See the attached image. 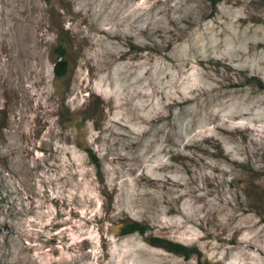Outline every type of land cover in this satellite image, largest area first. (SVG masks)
I'll return each mask as SVG.
<instances>
[{"label":"rangeland","instance_id":"374dc122","mask_svg":"<svg viewBox=\"0 0 264 264\" xmlns=\"http://www.w3.org/2000/svg\"><path fill=\"white\" fill-rule=\"evenodd\" d=\"M31 1L40 96L0 0V264H264V0Z\"/></svg>","mask_w":264,"mask_h":264},{"label":"bare ground","instance_id":"6f19581e","mask_svg":"<svg viewBox=\"0 0 264 264\" xmlns=\"http://www.w3.org/2000/svg\"><path fill=\"white\" fill-rule=\"evenodd\" d=\"M66 1V0H65ZM68 1V0H67ZM17 2L19 4H22L20 5V8H24V13L25 12H29V14H31L32 16H29L28 18H25L24 20V23H23V29L19 31V33L16 32V35H15V43L12 45L14 48H17L18 49V52L16 53V55L18 56L17 59L20 60L21 64L19 65V68L21 66V72L19 74V78L21 80H24L25 82L27 80L30 79V77L34 80L33 82H31V84L37 88L41 87V83L42 81L39 80V77L38 75H40V71L41 69L39 70L38 73H36L34 70L30 69V67L34 64V62L36 60H41L43 61V58L45 57V51L44 49L40 47V44H39V41L37 39L38 37V32L40 31L39 28H37V24H38V21L41 20V18L39 17V11L36 12L35 10L38 9V6H37V9L34 8V5H33V2L34 1H31V0H26V1H18V0H13V5L14 6H17ZM25 4H24V3ZM66 3V2H65ZM68 3V2H67ZM40 3H38L39 5ZM42 5V4H41ZM40 5V6H41ZM45 8V7H44ZM18 9V8H17ZM40 9V8H39ZM45 10V9H44ZM16 11V10H14ZM42 11V10H41ZM47 11V10H46ZM43 12V11H42ZM15 14V13H14ZM42 14V13H41ZM70 16L72 17H76L79 15V12H74V11H70ZM19 15H20V10H19ZM27 15V14H26ZM44 15V13L42 14ZM46 16V15H45ZM77 18V17H76ZM14 19V18H13ZM21 20V19H19ZM43 22V21H42ZM13 23V21H12ZM16 23V22H15ZM20 23V22H19ZM40 23V22H39ZM17 25V24H16ZM42 25V24H41ZM13 27V26H12ZM40 27V26H39ZM15 32V31H14ZM42 33V32H41ZM45 33V32H44ZM43 34V33H42ZM41 35V34H40ZM14 37V36H13ZM41 38V37H40ZM36 39L38 41H36ZM14 40V39H13ZM41 42V41H40ZM43 44V43H42ZM16 52V51H15ZM14 54V53H13ZM3 56V55H2ZM8 56V55H7ZM6 56V57H7ZM11 57V56H9ZM7 59V58H6ZM14 59V58H13ZM16 60V59H15ZM17 66V65H16ZM29 67V68H28ZM9 71V69L7 70V72ZM15 72V71H14ZM9 73V72H8ZM11 74V73H10ZM10 74H8L9 76H7V78L9 77L10 78ZM13 74V73H12ZM6 75V74H5ZM2 76V74H1ZM14 76H12V79H13ZM42 77V76H41ZM17 78V77H15ZM42 79V78H41ZM15 82V81H14ZM16 83V82H15ZM10 84V82H9ZM31 85V86H32ZM14 86V85H13ZM11 87V86H10ZM16 87V86H15ZM29 88V87H28ZM45 88H47V85L45 86ZM10 89V88H9ZM8 89V90H9ZM27 89V88H25ZM16 90V89H15ZM28 90V89H27ZM26 90V91H27ZM33 90V88H32ZM18 91V89H17ZM31 93V92H30ZM32 93L37 96L39 94V90L38 89H34L32 91ZM26 95V94H24ZM40 96V94H39ZM40 101V105L41 107L44 105V101L42 100H39ZM11 154V153H9ZM14 155V154H12ZM10 159V158H8ZM12 164L16 165L17 167L18 166H21V165H25V161L24 159H22L21 156H19L18 158L17 157H13V160H12ZM19 253L16 252V255H18ZM22 255V253H21ZM24 255V254H23ZM17 258V257H16ZM14 261V259H13Z\"/></svg>","mask_w":264,"mask_h":264},{"label":"trees","instance_id":"16d2710c","mask_svg":"<svg viewBox=\"0 0 264 264\" xmlns=\"http://www.w3.org/2000/svg\"><path fill=\"white\" fill-rule=\"evenodd\" d=\"M64 41H65L64 38H62L61 41L59 42V46L57 47L56 60L54 63V69L57 75L64 74L66 67H67V59L65 58V52H64V47H63ZM90 157L96 165H99V161L96 155L92 154L90 155ZM134 230L143 232L145 230V227L141 222L137 220H128V222H126V224L124 225L123 232H130ZM150 241L153 244L157 243L163 246H167V248H170L178 252H182L186 255L190 251H193V249H190L189 246H186L180 242L172 241V240L165 239L159 236L150 237Z\"/></svg>","mask_w":264,"mask_h":264}]
</instances>
